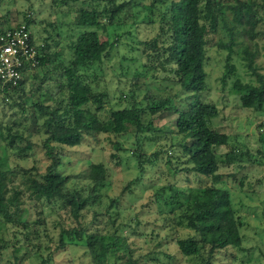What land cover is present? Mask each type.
Wrapping results in <instances>:
<instances>
[{
	"label": "rangeland",
	"instance_id": "rangeland-1",
	"mask_svg": "<svg viewBox=\"0 0 264 264\" xmlns=\"http://www.w3.org/2000/svg\"><path fill=\"white\" fill-rule=\"evenodd\" d=\"M57 1L0 0V27L6 20L12 27L20 25L24 14L31 15V29L36 41L47 42L51 52H57L56 64L68 56L66 34L73 31L68 24L76 18L72 1ZM129 1L113 24L100 31L102 39L115 40L110 57L87 71L88 82H94L93 88L105 92L107 99L97 112L94 105L87 106L100 120H105L110 110L129 108L134 102L141 111L140 119L143 122L152 120L153 126L152 134L144 133L138 137L142 153L146 156L155 152L161 154L153 166L146 164L141 172L135 133L86 135L74 148L54 145L63 155L59 169L69 178L65 186L67 190L74 188L87 196L89 165L101 163L107 170L104 186L96 192L79 220L82 227L87 228L86 235L79 240L64 236L65 247H60V231L78 229V221L58 201L30 199L26 192L20 198L19 214L20 221H27L26 226L14 228L16 224L0 222V264H127L128 261L134 264H264V110H242L241 92L231 89L235 76L243 83L256 84L241 60L245 46L257 53L254 65L264 75V50L261 48L264 43V0H240L255 3L257 36L255 40L245 36L240 38L239 45L234 48L231 62L236 68L235 76L223 75L225 51L214 46L207 47L206 51L204 68L207 78L198 99L214 103L219 108V115L211 121V127L229 137L227 147L214 151L218 156L229 150L237 154L235 162L219 165L218 173L224 177L217 185L229 193L235 216L241 222V246L223 249L210 257L204 248L198 256L192 257L179 252L176 241L194 233L181 219L180 207L166 206L163 199L173 195L168 189L169 183L185 194L206 185L208 180L184 171L175 173V170L187 166L176 146L181 142V136L175 134L177 114L167 110L161 112V109L151 113L155 104L182 109L189 98L174 84L177 77L173 63L161 66L167 55L165 49L171 43L167 22L169 8L171 2L177 0H114V3L127 4ZM94 3L99 5V10L109 7L107 0H95ZM228 3L234 1L228 0ZM149 6L150 10L146 9ZM99 21L105 25L108 23L106 18ZM225 31L220 26L217 32H213L211 45L218 40L225 41ZM31 71L25 78L28 83L22 100L25 115L20 110L21 104L18 105L20 100L15 101L17 104L12 101L6 105L0 95V156H3L4 148L1 126L18 122V129L34 145L31 151L25 152L32 155L22 160L18 154L15 156L9 151L6 162L11 169L33 167L41 173L48 164L40 145L45 134L38 132L32 105L39 101L52 106L49 92L55 91V77L42 79L44 70L41 75L38 69ZM34 73L40 75L36 80L31 76ZM167 158L170 163L166 162ZM18 182L19 178H16L14 183ZM113 199L116 200L114 205L111 203ZM100 235H105L110 246L104 257L97 258L101 246L97 236ZM115 238L118 242L112 244Z\"/></svg>",
	"mask_w": 264,
	"mask_h": 264
},
{
	"label": "trees",
	"instance_id": "trees-1",
	"mask_svg": "<svg viewBox=\"0 0 264 264\" xmlns=\"http://www.w3.org/2000/svg\"><path fill=\"white\" fill-rule=\"evenodd\" d=\"M60 1L61 3L72 1V10L76 16L75 20L68 24L73 31H68L66 34L68 56L62 62L55 63L57 52H51L47 42L36 41L31 15L24 14L23 21L20 23L30 30V45L35 51L34 69H38L40 75L44 70L42 79L55 77L53 78L55 91L49 92L52 106L39 101L32 105L34 122L36 126H39L38 132L42 131L45 134L40 145L48 164L41 173L33 167L11 169L6 162L8 152L15 156L18 154L20 159L26 160L32 154L25 152L31 151L34 145L30 142V138L18 129L20 123L13 121L17 126L10 123L1 126L4 148L3 156H0V222L5 225L16 224L14 228L26 226L27 221L22 222L19 218L20 198L26 192L30 199L58 201L64 205L65 209H69L71 216L79 223L78 229L60 231L59 245L64 248V236L79 240L86 235L87 228L82 227L79 220L86 212V207L91 204L96 192L104 186L107 170L101 163L89 165L87 175L89 195L83 196L82 192L74 188L67 190L65 186L69 178L62 175L59 169L63 155L56 151L54 145L74 148L81 144L86 135L120 136L135 133L140 152L137 155L138 167L141 172H144L146 164L153 166L161 152H155L149 156L142 153L141 141L138 137L144 133L152 134L153 126L152 120L143 122L140 119L141 111L134 102L129 108L110 110L108 117L100 120L96 112L102 109L107 96L105 92L96 91L93 88L94 82H88L87 71L95 65L100 66L105 59L109 58L116 44L115 40L102 39L100 31H105L111 26L130 1L127 4L116 5L114 0H107L109 7L102 10L98 9L99 5L94 3L95 0H58L57 2ZM233 1L234 3H228V0H177L171 2L169 8L167 22L171 33V43L165 49L167 55L161 66L173 63L177 77V82L174 84L179 87L180 93L188 94L189 98L182 109L155 104L151 113L161 109V112L167 110L177 114L174 127L176 136H181V142H178L176 146L180 148L187 166L175 170V173L184 171L208 180L206 185L190 190L185 193L186 195L183 190L169 183L168 189L173 192V195L170 198H163L166 206L180 207L181 219L194 233L193 236L176 241L179 252L185 257L198 256L201 248H204L210 257L221 253L223 249L241 246L239 233L241 222L235 216L229 193L217 185L224 177L218 173L219 165L235 162L237 154L234 150H229L218 156L214 151L215 148L227 147L229 137L226 133L211 127V121L219 115V108L214 103L202 102L198 99L199 93L205 89L207 78L204 68L207 47L214 46L226 52L223 75L235 76L236 68L231 62L234 48L239 45L240 38L245 36L255 40L257 36L255 3ZM150 8L151 6L146 9L150 10ZM100 18H106L107 25L99 21ZM4 23L5 25L0 27V32L11 27L7 20ZM220 26L226 30V40H218L211 45L210 35L217 32ZM261 48L264 50V43ZM241 54V60L249 70V74L255 78L256 84L243 83L239 77L235 76L231 89L234 92H241L239 102L242 110L262 112L264 110V75L260 74L254 65L257 53L245 46ZM24 71L23 69L22 72ZM40 75L34 73L31 76L36 80ZM22 77L13 88L6 86L2 88L0 80V95L4 104L12 101L16 103V100H20L18 105L21 104L20 110L25 115L26 110L22 100L26 95L25 85L28 83H25L26 74ZM88 104L94 105L96 112H92ZM166 162L170 163L169 158ZM16 178H19L18 183H14ZM165 189L167 188L163 190ZM115 202V199L111 200L113 205ZM97 237L101 246L96 257H104L110 245L106 242L105 235ZM116 242L118 240L115 238L112 244ZM96 261L102 263L99 260ZM127 264H134V262L128 261Z\"/></svg>",
	"mask_w": 264,
	"mask_h": 264
},
{
	"label": "built area",
	"instance_id": "built-area-1",
	"mask_svg": "<svg viewBox=\"0 0 264 264\" xmlns=\"http://www.w3.org/2000/svg\"><path fill=\"white\" fill-rule=\"evenodd\" d=\"M19 25V24H18ZM30 30L24 24L11 26L0 32L1 87L17 86L25 74L34 68L35 51L30 45ZM25 70L22 72V70Z\"/></svg>",
	"mask_w": 264,
	"mask_h": 264
}]
</instances>
